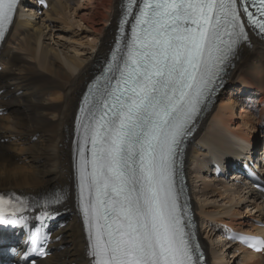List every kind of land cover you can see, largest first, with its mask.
Here are the masks:
<instances>
[{"label":"bare ground","instance_id":"obj_1","mask_svg":"<svg viewBox=\"0 0 264 264\" xmlns=\"http://www.w3.org/2000/svg\"><path fill=\"white\" fill-rule=\"evenodd\" d=\"M45 1L46 10L37 0L18 1L0 47V191L34 201L57 190L62 202L51 225L52 254L38 264H95L73 168L75 119L90 74L110 50L121 0ZM258 135L264 139V42L250 35L226 68L213 104L196 120L185 150V166H193L189 204L206 234L202 240L196 227L207 264H264V252L225 243L223 229L264 236V203L233 168L256 156ZM245 205L254 209L243 212Z\"/></svg>","mask_w":264,"mask_h":264},{"label":"snow or ice","instance_id":"obj_2","mask_svg":"<svg viewBox=\"0 0 264 264\" xmlns=\"http://www.w3.org/2000/svg\"><path fill=\"white\" fill-rule=\"evenodd\" d=\"M15 5L0 0V29ZM246 26L264 35V0H143L116 88L84 125L92 158L81 147L80 192L95 264H194L173 157L205 89L248 39ZM31 239L35 246L43 237Z\"/></svg>","mask_w":264,"mask_h":264},{"label":"rangeland","instance_id":"obj_3","mask_svg":"<svg viewBox=\"0 0 264 264\" xmlns=\"http://www.w3.org/2000/svg\"><path fill=\"white\" fill-rule=\"evenodd\" d=\"M80 3H82L80 0H78ZM83 1V0H82ZM78 2V4H80ZM76 7V6H75ZM74 6H71L70 8H75ZM119 7H120V5H119ZM121 10V9H120ZM69 11H71L72 12V10H69ZM70 12V13H71ZM41 15L38 13V17H40ZM49 25L52 27L53 26V22L52 21H50L49 22ZM70 32V31H69ZM70 33H72L73 35H74V33L73 32H70ZM66 36H69V34H65ZM63 37V36H62ZM64 38V37H63ZM67 38H69V37H67ZM66 38V39H67ZM91 39H92V37H90V39L88 38V42H90L91 41ZM111 41V40H110ZM109 45H110V42H109ZM101 63V62H100ZM98 65H99V63L96 65V67L94 68V71H96L97 70V67H98ZM93 71V72H94ZM90 76H91V78L93 77V74L91 75L90 74ZM90 78V79H91ZM229 88L228 89H226V96L228 97L229 96ZM44 91H46V90H44ZM244 98H246V95L244 96ZM237 107V106H236ZM235 106H234V110L235 109H237ZM196 133H197V131H196ZM196 133H195V135H196ZM196 137V136H195ZM198 137L200 138V139H202V141L204 142V144L206 145V143H205V141H204V139H203V137H202V135H201V133L200 134H198ZM261 139H262V137L260 136V135H258V139L256 140V142H258V143H260L261 142ZM196 142H194V143H192V144H195ZM200 149H201V151L203 152V150H204V146L202 145V144H200ZM4 159V158H3ZM193 169V166H188L187 164H186V166H185V172H186V179L188 180L189 179V176H190V170H192ZM229 175H230V173H229ZM47 191V190H46ZM46 191H44V192H46ZM43 192V193H44ZM258 204H259V202H258ZM249 209H254L253 207H248V205H245V207H243V212H245L246 210L248 211ZM248 213H250V212H248ZM245 215V214H244ZM197 224V223H196ZM198 226V227H197ZM197 230H199V233H198V236H200V237H202V240H203V238H205L206 237V234L204 233V232H201V227L199 226V224H197ZM207 231H209V230H207ZM205 241V240H204ZM207 258V257H206ZM207 261V260H206Z\"/></svg>","mask_w":264,"mask_h":264}]
</instances>
